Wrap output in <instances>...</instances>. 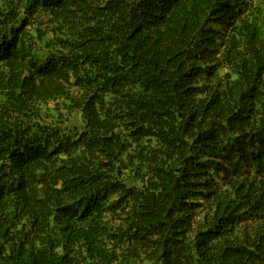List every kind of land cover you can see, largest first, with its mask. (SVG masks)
<instances>
[{
  "label": "trees",
  "instance_id": "1",
  "mask_svg": "<svg viewBox=\"0 0 264 264\" xmlns=\"http://www.w3.org/2000/svg\"><path fill=\"white\" fill-rule=\"evenodd\" d=\"M0 264H264V0H0Z\"/></svg>",
  "mask_w": 264,
  "mask_h": 264
}]
</instances>
